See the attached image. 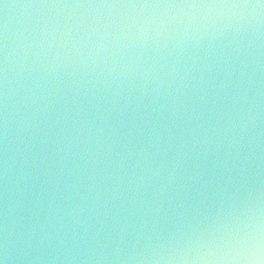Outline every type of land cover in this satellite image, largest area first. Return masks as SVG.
<instances>
[{
	"label": "water",
	"instance_id": "water-1",
	"mask_svg": "<svg viewBox=\"0 0 264 264\" xmlns=\"http://www.w3.org/2000/svg\"><path fill=\"white\" fill-rule=\"evenodd\" d=\"M169 2L0 0L6 264H220L264 230V8Z\"/></svg>",
	"mask_w": 264,
	"mask_h": 264
},
{
	"label": "clouds",
	"instance_id": "clouds-1",
	"mask_svg": "<svg viewBox=\"0 0 264 264\" xmlns=\"http://www.w3.org/2000/svg\"><path fill=\"white\" fill-rule=\"evenodd\" d=\"M137 5H129V7H136ZM244 7V8H264V3L256 4H235V5H207V7ZM140 7H149V5H140ZM151 7H157V5H152ZM174 7V6H165ZM184 7V6H179ZM187 7H205L199 5H187ZM5 100L7 99V93L5 91ZM142 154V153H141ZM6 163V162H5ZM7 171V168H5ZM5 241L3 244V258H0V264H6L8 260L9 253V241L7 240V227L5 226ZM199 259H205L204 257H198ZM169 259H175L170 257ZM181 259H186L181 257ZM207 259H219L220 264H264V230L257 227L254 231L249 232L245 237L243 247L240 251L233 255L227 254L223 257L215 258L209 257Z\"/></svg>",
	"mask_w": 264,
	"mask_h": 264
},
{
	"label": "snow or ice",
	"instance_id": "snow-or-ice-1",
	"mask_svg": "<svg viewBox=\"0 0 264 264\" xmlns=\"http://www.w3.org/2000/svg\"><path fill=\"white\" fill-rule=\"evenodd\" d=\"M124 3L129 5L132 4V0H123ZM164 6H175L172 3L169 2V0H163ZM185 6L188 5L189 0H184ZM260 3H264V0H260ZM191 5H199V6H207L210 5L207 3V0H191ZM223 5H231L230 0H225Z\"/></svg>",
	"mask_w": 264,
	"mask_h": 264
}]
</instances>
